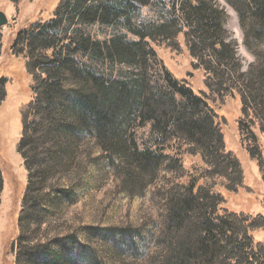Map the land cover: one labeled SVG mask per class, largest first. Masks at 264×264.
Instances as JSON below:
<instances>
[{
  "label": "trees",
  "instance_id": "1",
  "mask_svg": "<svg viewBox=\"0 0 264 264\" xmlns=\"http://www.w3.org/2000/svg\"><path fill=\"white\" fill-rule=\"evenodd\" d=\"M226 1L239 13L246 46L264 47V0ZM154 7L167 8V18L161 23L136 22L142 8ZM226 22L218 0H60L51 19L19 31L12 50L28 60L35 96L21 108L19 152L28 184L19 219L17 264L73 259L102 264L77 233L40 242L46 207L59 208L62 196L82 186L85 166L100 161L112 166L121 191L131 194L144 190L167 164L172 177L161 237L164 249L156 255L161 264H264V244L255 241L252 231L264 229V216L229 210L220 191L241 188L244 170L226 149L213 106L216 99L240 95L239 130L245 141L254 142L249 154L264 180V49L244 71ZM96 24L122 26L140 39L128 41L124 34L95 40L83 27ZM181 35L195 68L204 71L209 93L196 92L165 68L158 81L151 76L157 58L154 44L179 50ZM109 64L133 70L117 78L108 74ZM6 83L0 80V103ZM147 124L153 134L150 146L139 144L135 129ZM83 145H92L86 155ZM182 155H199L203 168L189 176ZM3 188L0 167V205ZM69 243L75 245L71 253L77 254L59 258L57 252ZM42 248L45 255L40 254Z\"/></svg>",
  "mask_w": 264,
  "mask_h": 264
},
{
  "label": "rangeland",
  "instance_id": "2",
  "mask_svg": "<svg viewBox=\"0 0 264 264\" xmlns=\"http://www.w3.org/2000/svg\"><path fill=\"white\" fill-rule=\"evenodd\" d=\"M59 2L60 0H20L16 4L11 0H0V11L5 12L9 18V24L0 29V80H7L6 97L0 103V167L4 179L0 205V264H17L16 247L21 232L19 219L28 184V172L19 152L23 134L21 108L28 105L35 96L28 60L24 55L15 54L12 45L19 31L41 20L51 19ZM218 2L227 13L225 28L229 33V41L236 45L243 70L247 71L255 62L254 54L264 47L259 49L255 45L249 49L239 13L226 0ZM166 18L167 8H142L139 16H136V22L140 24L156 20L161 23ZM83 29L98 41H109L116 35L124 34H127L128 41L140 39L122 26L96 24ZM179 42V50L154 44L157 58L151 63V76L158 81L165 68L179 80L188 81L196 92L209 93L204 81V71L195 68L183 35L179 37ZM132 70L124 64L107 66L108 74L112 73L117 78L129 76ZM213 106L219 115L226 149L237 157L244 170L241 188L237 191L220 189L226 199L225 206L239 215L264 216V180L258 162L249 154V148L254 142L250 139L245 141L238 126L242 117L241 97L235 92L216 99ZM135 129L139 144L150 146L153 141L151 125ZM91 147L92 145H83V154H88ZM181 159L189 176L204 166L199 155H182ZM160 168L156 176L148 180L149 184L144 190L138 189L137 194H131L121 191L119 175L106 161L85 166L82 186L69 196H62L59 208L46 207L45 211L50 212L42 217L44 223L40 242L46 243L57 235L66 237L77 233L80 241L96 252L102 264H161L157 256L164 249L161 237L167 189L172 173L167 171V164ZM187 180L184 178L182 181ZM252 231L255 241L264 244V229L255 228ZM74 248L75 245L69 243L57 255L61 258L64 253L74 258L73 255L77 253L70 251ZM40 254L45 255V251ZM72 261L75 262L62 261L59 264H86L75 259Z\"/></svg>",
  "mask_w": 264,
  "mask_h": 264
},
{
  "label": "water",
  "instance_id": "3",
  "mask_svg": "<svg viewBox=\"0 0 264 264\" xmlns=\"http://www.w3.org/2000/svg\"><path fill=\"white\" fill-rule=\"evenodd\" d=\"M9 24V18L7 14L3 11H0V29Z\"/></svg>",
  "mask_w": 264,
  "mask_h": 264
}]
</instances>
